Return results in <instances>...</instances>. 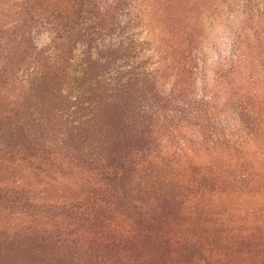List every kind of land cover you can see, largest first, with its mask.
I'll list each match as a JSON object with an SVG mask.
<instances>
[{"label": "rangeland", "instance_id": "374dc122", "mask_svg": "<svg viewBox=\"0 0 264 264\" xmlns=\"http://www.w3.org/2000/svg\"><path fill=\"white\" fill-rule=\"evenodd\" d=\"M142 26L155 30L160 49L144 57L168 93L173 64L194 48L192 83L175 96L217 114L171 130V145L190 147L176 162H136L111 182L65 156L0 162L8 264H264V127L249 140L238 116L245 98L264 118V0H149ZM19 93L0 95V107Z\"/></svg>", "mask_w": 264, "mask_h": 264}, {"label": "trees", "instance_id": "16d2710c", "mask_svg": "<svg viewBox=\"0 0 264 264\" xmlns=\"http://www.w3.org/2000/svg\"><path fill=\"white\" fill-rule=\"evenodd\" d=\"M148 1L0 0V95L6 102L21 94L0 107V162L31 153L65 156L111 182L136 162L147 169L153 160L176 162L190 151L171 145V130L212 121L217 110L207 100L187 105L175 96L178 85L192 83L194 48L173 64L172 92L163 88L159 68L150 70L144 53L160 46L149 40L155 30L142 26ZM42 36L49 40L40 46ZM242 104L238 116L250 140L264 118L253 116L245 98ZM2 251L0 264H8Z\"/></svg>", "mask_w": 264, "mask_h": 264}]
</instances>
